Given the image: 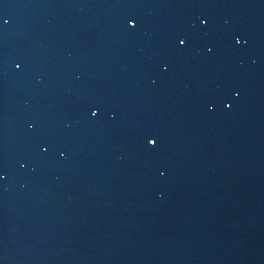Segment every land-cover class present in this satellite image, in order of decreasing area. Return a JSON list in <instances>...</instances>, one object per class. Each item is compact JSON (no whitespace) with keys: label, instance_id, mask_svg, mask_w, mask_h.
I'll return each instance as SVG.
<instances>
[{"label":"water","instance_id":"1","mask_svg":"<svg viewBox=\"0 0 264 264\" xmlns=\"http://www.w3.org/2000/svg\"><path fill=\"white\" fill-rule=\"evenodd\" d=\"M0 16V264H264V0Z\"/></svg>","mask_w":264,"mask_h":264},{"label":"snow or ice","instance_id":"2","mask_svg":"<svg viewBox=\"0 0 264 264\" xmlns=\"http://www.w3.org/2000/svg\"><path fill=\"white\" fill-rule=\"evenodd\" d=\"M9 23V21L7 19H4L2 16H0V27L2 26H6L7 24ZM203 23L206 24V21H203ZM128 24L132 27H135V21H134V18H129L128 20ZM237 44H240L241 43V40L240 39H236L235 41ZM188 43L187 39L184 38V37H180L178 38V44L181 45V46H186ZM16 67L19 69L22 67L21 64L17 63ZM91 116L92 117H96L98 114H99V109H94L90 112ZM145 142L149 145H151L152 147H155L158 142H159V138L157 136H153V135H146L145 136ZM44 151L46 152L47 149L44 148ZM5 177L3 176V174H0V181H2Z\"/></svg>","mask_w":264,"mask_h":264}]
</instances>
